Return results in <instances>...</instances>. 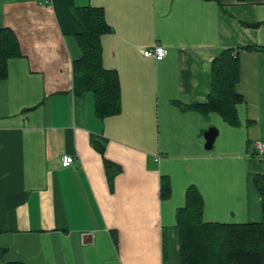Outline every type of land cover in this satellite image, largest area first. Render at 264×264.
<instances>
[{
	"label": "crops",
	"instance_id": "obj_1",
	"mask_svg": "<svg viewBox=\"0 0 264 264\" xmlns=\"http://www.w3.org/2000/svg\"><path fill=\"white\" fill-rule=\"evenodd\" d=\"M86 7L112 28L102 64L118 75L121 112L105 119L92 92L73 91L82 51L70 9ZM5 28L20 56L0 81V264H181L177 211L191 186L206 222L262 221L263 0H0ZM156 45L161 62L143 55ZM228 49L239 59L237 126L193 109ZM106 161L119 170L112 186Z\"/></svg>",
	"mask_w": 264,
	"mask_h": 264
},
{
	"label": "trees",
	"instance_id": "obj_2",
	"mask_svg": "<svg viewBox=\"0 0 264 264\" xmlns=\"http://www.w3.org/2000/svg\"><path fill=\"white\" fill-rule=\"evenodd\" d=\"M70 14L81 30L77 42L82 51V58L73 64V91L76 95L85 92L94 94L98 118L118 115L121 112L119 78L116 71L107 70L102 64L101 37L112 32L105 20L104 10L96 7L72 8ZM244 49L260 50L256 46ZM19 56V42L14 32L0 29V81L7 77L9 61ZM238 80L237 53L232 49L225 50L213 62V89L208 102L193 109L204 115L216 113L226 123L237 126V104L241 101L236 93ZM93 144L103 151L97 141L93 140ZM105 169L112 186L119 170L108 161L105 162ZM254 184L262 198V221L245 224L204 221L203 198L195 186L188 188L185 205L177 211L181 264H264V173L255 176ZM170 193V184L164 180L161 198L168 199Z\"/></svg>",
	"mask_w": 264,
	"mask_h": 264
},
{
	"label": "built area",
	"instance_id": "obj_3",
	"mask_svg": "<svg viewBox=\"0 0 264 264\" xmlns=\"http://www.w3.org/2000/svg\"><path fill=\"white\" fill-rule=\"evenodd\" d=\"M144 57L153 58L157 62H161L165 59L167 55V50L161 45H156L151 49H147L143 52ZM257 148L259 153L262 155L264 153V144L257 143ZM74 163V157L71 155H65L62 157V167L68 168Z\"/></svg>",
	"mask_w": 264,
	"mask_h": 264
},
{
	"label": "water",
	"instance_id": "obj_4",
	"mask_svg": "<svg viewBox=\"0 0 264 264\" xmlns=\"http://www.w3.org/2000/svg\"><path fill=\"white\" fill-rule=\"evenodd\" d=\"M217 134L218 131L215 128H210L208 129V131L205 132V140H206L205 147L207 150L213 149Z\"/></svg>",
	"mask_w": 264,
	"mask_h": 264
}]
</instances>
